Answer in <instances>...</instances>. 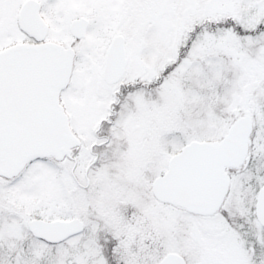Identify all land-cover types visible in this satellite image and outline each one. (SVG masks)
<instances>
[{
  "label": "snow or ice",
  "instance_id": "6c2138e0",
  "mask_svg": "<svg viewBox=\"0 0 264 264\" xmlns=\"http://www.w3.org/2000/svg\"><path fill=\"white\" fill-rule=\"evenodd\" d=\"M0 264H264V0H0Z\"/></svg>",
  "mask_w": 264,
  "mask_h": 264
}]
</instances>
